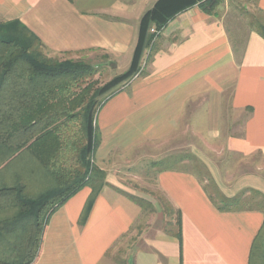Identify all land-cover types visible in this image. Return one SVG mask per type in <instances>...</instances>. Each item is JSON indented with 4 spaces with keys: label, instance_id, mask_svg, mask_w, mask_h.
Masks as SVG:
<instances>
[{
    "label": "crops",
    "instance_id": "0c3cea01",
    "mask_svg": "<svg viewBox=\"0 0 264 264\" xmlns=\"http://www.w3.org/2000/svg\"><path fill=\"white\" fill-rule=\"evenodd\" d=\"M191 1L0 0V25L18 21L45 52L88 55L93 67L116 72L114 78L133 69L141 51L138 74L99 98L94 159L106 185L94 200L82 188L50 216L32 264H264L258 204L264 165L237 174L212 169L195 154L208 167L215 194L259 199L244 210L221 211L198 174L183 167L188 158L168 155L190 148L188 138L174 144L189 126L217 141L228 112L234 128L223 149L264 160V39L249 25L243 41L233 38L220 13L226 0L213 15ZM254 8L264 14V0ZM144 165L151 178L139 180L133 172ZM21 179L32 182L28 191L35 194L49 181L41 171ZM155 192L160 208L151 199ZM164 201L174 214L167 215Z\"/></svg>",
    "mask_w": 264,
    "mask_h": 264
},
{
    "label": "trees",
    "instance_id": "16d2710c",
    "mask_svg": "<svg viewBox=\"0 0 264 264\" xmlns=\"http://www.w3.org/2000/svg\"><path fill=\"white\" fill-rule=\"evenodd\" d=\"M200 1L201 9L213 15L224 0ZM259 14L251 16L248 25L264 39V14ZM140 56L138 49L133 69L93 88L94 82L88 81L97 68L51 60L20 22L0 25V264H32L50 216L82 188L89 187L94 200L106 185V173L94 159L100 144L95 125L103 103L99 98L139 72ZM23 158L37 164H21ZM38 171L49 181L35 194L28 191L32 182L28 186L21 176ZM245 195L226 198L214 193L210 198L221 211H238L252 205ZM132 199L143 209L148 206ZM164 204L167 215L175 213L167 201ZM258 204L264 207V201Z\"/></svg>",
    "mask_w": 264,
    "mask_h": 264
},
{
    "label": "rangeland",
    "instance_id": "374dc122",
    "mask_svg": "<svg viewBox=\"0 0 264 264\" xmlns=\"http://www.w3.org/2000/svg\"><path fill=\"white\" fill-rule=\"evenodd\" d=\"M254 2L255 0H226L222 4V10L220 13L224 16V21L227 24L230 33L233 35V38H238L240 41H243L248 31V24L251 19V16L252 17L259 16L257 10L254 8ZM43 54L45 55V57L59 62L73 61L87 65L94 64L93 62H90L88 60L89 57L88 55L85 54L59 56L56 54L47 53L44 50H43ZM117 73H121V72H117ZM115 76H117L116 72H114L112 69L97 68L96 72L94 73L93 77L90 78L88 83L94 82L92 85L93 88H102L106 84L111 82L113 79H115L114 78ZM117 87L118 86L114 87L105 94L110 93ZM228 116L229 113L226 112L224 117L225 118L224 124H223L224 130L220 134V137L217 139V141H213L211 138L207 136V134L193 132L191 126L189 127L185 126V128L186 127L189 128L188 132L176 134L174 139L175 140L174 144H178L177 142L179 141L177 140H181V138H183L184 140L188 138L190 148L184 150L175 149L173 153L168 152V155H170L171 158L173 159L178 158L180 156L188 157V159L185 160L186 162L184 163L183 167L197 173L198 176L203 180L206 189L211 194L215 193V189H214L215 185L213 183V180L211 179V175L209 173L208 167L204 165L202 160L199 157L198 159L196 155H199L202 159L207 160L210 163V167L212 169H214L215 167L221 170L224 168L225 169L228 168L231 170L232 173H237V174L251 172L254 169L264 165V160L261 158L259 154H254L247 158H241V157L233 156L223 149L222 144L225 142L227 137L230 134H232L231 130L234 128V124L230 123L231 119ZM241 122L242 120L238 122L237 127L240 126L239 124H241ZM191 158H195L196 161L192 160ZM213 165H215V167ZM148 171H149L148 165H144L141 166L139 170L133 173L134 175H137L139 180L142 179L144 180L145 177H148V179L151 178L149 174L147 176H144L145 173H147ZM9 172L10 169L8 170V173ZM128 182H131L132 184L133 181L128 180ZM154 194L155 196L152 195L151 199L153 201L155 200L157 206H159L160 208L161 202L159 201V198L161 197L156 192ZM247 198L254 201V203L252 202L253 206L259 202V199L253 197L252 195H248ZM150 210L155 211L154 206ZM148 211L147 214L149 213ZM130 238L132 239V237H128L126 240H124V242H126L127 244V242L131 240ZM120 247L125 248L124 243H121V245H119V248Z\"/></svg>",
    "mask_w": 264,
    "mask_h": 264
},
{
    "label": "built area",
    "instance_id": "2783aa9c",
    "mask_svg": "<svg viewBox=\"0 0 264 264\" xmlns=\"http://www.w3.org/2000/svg\"><path fill=\"white\" fill-rule=\"evenodd\" d=\"M152 32L157 34L156 30H154V29L152 30Z\"/></svg>",
    "mask_w": 264,
    "mask_h": 264
}]
</instances>
